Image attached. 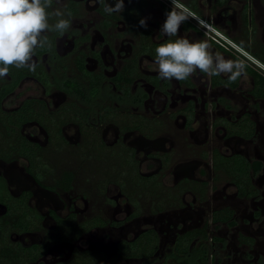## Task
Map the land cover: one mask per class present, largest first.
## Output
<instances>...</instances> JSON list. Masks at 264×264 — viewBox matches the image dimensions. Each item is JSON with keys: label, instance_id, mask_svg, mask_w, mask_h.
<instances>
[{"label": "flooded vegetation", "instance_id": "af4514ba", "mask_svg": "<svg viewBox=\"0 0 264 264\" xmlns=\"http://www.w3.org/2000/svg\"><path fill=\"white\" fill-rule=\"evenodd\" d=\"M124 2L53 0L70 29L0 79V264H264V0H181L179 36L251 42L235 82L161 80L171 2Z\"/></svg>", "mask_w": 264, "mask_h": 264}, {"label": "clouds", "instance_id": "9594fccd", "mask_svg": "<svg viewBox=\"0 0 264 264\" xmlns=\"http://www.w3.org/2000/svg\"><path fill=\"white\" fill-rule=\"evenodd\" d=\"M170 2L171 10L166 12L161 32L167 37L178 38L169 39L155 50V63L161 80L183 81L199 71L210 76L226 75L230 82H235L246 74L250 58L243 49L251 47L250 41L233 45L237 50L236 59L213 53L207 40L190 41L179 36L181 26L189 20L197 19L205 30L208 29L207 22L199 20L181 0ZM52 7L53 0H0V79L9 75L11 66L35 72L38 67L36 49L51 47L45 33H65L70 29L71 13H67L69 18H64L65 12L61 8L50 13L48 9ZM124 9V0H105L104 12L109 15L122 13ZM50 15L59 19L50 24ZM147 19L142 17L139 25L147 28Z\"/></svg>", "mask_w": 264, "mask_h": 264}]
</instances>
